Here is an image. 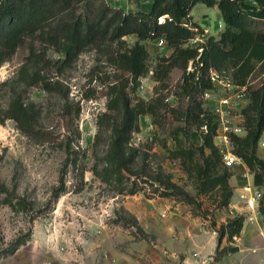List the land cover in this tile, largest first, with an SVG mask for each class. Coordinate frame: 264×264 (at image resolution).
Listing matches in <instances>:
<instances>
[{
  "label": "rangeland",
  "instance_id": "1",
  "mask_svg": "<svg viewBox=\"0 0 264 264\" xmlns=\"http://www.w3.org/2000/svg\"><path fill=\"white\" fill-rule=\"evenodd\" d=\"M105 1L125 11L143 8V2L137 0ZM190 14L202 25L203 41L212 33L218 37L224 29L217 5L197 2ZM189 24H193L190 17ZM135 37L126 34L122 38L132 43ZM30 41L28 38L0 65V115L5 113L14 91L21 92L24 102L36 110L37 125L49 134L46 138L33 137L21 131L10 117L0 121V264H236L223 258L215 260L220 257L217 253L215 259L203 260L188 248L191 236L196 235L193 228L203 230V217L210 213L206 207L218 196L215 192L196 194L194 177L188 175L179 158L169 153L177 145L199 144L201 136L197 123L183 113L188 98L179 94L182 69L173 67L162 82L154 79L157 58L169 54L168 45L144 40L149 70L140 76L137 89L130 95L157 98L158 109L154 116H139V130L132 133L130 141L139 151L133 169L149 177L169 174L173 182L194 196L195 202L190 203L172 195L178 208L146 199L144 191L163 186L158 181L151 185L152 178H137L143 189L126 196L116 192L114 182L101 180L91 170L97 161L102 165L99 157L110 139V124L118 119L105 106L108 85L115 81V74L121 73L108 61L114 43L89 46L65 67H60L57 60L63 54L50 46L47 56L54 63L44 73L59 83L57 89L48 91L40 84L25 86L17 81ZM34 43L41 47L38 39ZM199 43L192 38L186 42L191 46ZM222 67L230 69L228 65ZM263 77L264 66L257 62L246 81L255 87ZM62 169L65 189L54 198ZM151 209L158 210V216H146ZM189 210L193 218L198 217V223L185 221L183 214ZM22 238L25 242L8 253L7 249ZM245 261L264 264V252H251Z\"/></svg>",
  "mask_w": 264,
  "mask_h": 264
},
{
  "label": "trees",
  "instance_id": "2",
  "mask_svg": "<svg viewBox=\"0 0 264 264\" xmlns=\"http://www.w3.org/2000/svg\"><path fill=\"white\" fill-rule=\"evenodd\" d=\"M149 1L148 10L125 11L105 0H0V65L12 56L18 46L31 38L25 60L17 71V81L25 86L40 84L45 90L52 91L58 88L59 81L50 79L44 73V69L54 63L47 56L50 46L63 54V58L57 60L60 67H65L89 46L114 43V48L109 50L108 61L121 73L115 74V81L108 85L105 106L114 111L118 119L114 118L110 124V139L99 157L102 165L99 166L97 161L91 170L101 180L114 182L118 193L141 191L143 187L136 179L141 177L146 181L152 178L151 185L153 181H158L163 186H154L150 192L144 191L145 196L173 195L191 203L195 202L194 196L173 182L169 174L155 173L149 177L132 167L139 153L137 146L131 144L132 133L139 130V116L156 114L158 99H145L139 95L132 97L130 91L137 89L140 76L149 70V52L144 40L164 35L172 51L157 58L154 79L162 82L173 67L182 69L179 94L188 98L183 113L197 123L201 136L199 144L177 145L169 149V153L179 158L188 175L194 177L196 194H217L216 206L228 205L230 201L232 187L228 178L231 171L222 162L214 143L216 123L211 114L204 112L201 92L211 86L207 75L209 68H226L222 66L228 65L235 81L247 85L250 98L242 108L246 133L231 134V146L253 172L254 184L263 188L258 210L264 220V158L257 154V142L264 130V77L255 87H250L246 81L257 62L264 66V0ZM197 2L216 4L225 26L218 37L211 34L206 41L191 46L186 42L199 29L203 32L197 23L189 24L190 10ZM79 7L81 10H78ZM126 34L136 35L132 43L122 38ZM34 39L42 43L41 47H36ZM199 47L202 49L199 50ZM79 109L77 107L76 114ZM7 117L30 136L46 138L49 134L37 125L36 110L33 105L24 102L21 92L14 91L5 113L0 115V121ZM179 130L187 135L184 129ZM206 149H209L207 153ZM64 184L62 169L59 184L54 187V198L65 189ZM21 206L25 207L26 203L22 201ZM243 220L244 216L238 214L227 218L218 227H215L214 220L211 221L217 231L215 254L221 256L238 249L237 245L229 243L221 246V241L224 237L226 241H232L233 236L239 233ZM25 240L19 239L7 252H14Z\"/></svg>",
  "mask_w": 264,
  "mask_h": 264
},
{
  "label": "crops",
  "instance_id": "3",
  "mask_svg": "<svg viewBox=\"0 0 264 264\" xmlns=\"http://www.w3.org/2000/svg\"><path fill=\"white\" fill-rule=\"evenodd\" d=\"M137 1L143 2L142 3L143 8H138V9L148 10L150 8L149 0H137ZM190 19L191 21L199 24L198 22L194 21L193 16L191 14H190ZM205 28L208 29L207 27ZM168 47L170 53L172 51V48L169 45ZM257 154L264 158V145H257ZM228 168L231 171L228 180L232 187V194L230 197V201L228 205H223V206H216L215 204L207 205L206 208L207 210L210 211V213L205 214L203 217L206 226H202L203 230H199V231L193 228L194 229L193 231H195L193 232V234L196 235L191 236L190 244L188 248L189 251L194 250V252H197L199 254V258L203 260L204 258L215 259L214 255L217 246V231L211 225V221L214 220L215 227H218V225L222 222H225L227 218H231L238 214H242L244 216V220L239 233L233 236L232 241H226L225 237L221 241V246L229 243L232 245H237L238 249L232 252H226L215 260H219L220 258H223L226 262L229 261L230 263L245 264L246 263L245 256L247 254L251 252H256L261 254V252H264V220L257 206L250 207L246 205L244 199L240 197V194L245 192L243 189V185L254 184L253 172L250 171L249 167L242 159L238 163ZM137 192L132 194L127 193L126 196L134 195ZM146 199L151 200L152 202H157L161 205H164V203L174 204L173 207H176L177 204L176 200L171 196L155 195V196L147 197ZM161 208L159 206L158 209L161 210ZM135 214L136 216L140 217L137 212H135ZM212 214H213L212 216L213 219H211ZM155 215L158 216V210L151 209L146 212V216H148L149 218H152ZM183 218L185 219V221L188 220L190 222L192 221L195 223H198L199 221L198 217L193 218L191 216L190 210L187 213L183 214ZM181 235L184 234L182 233Z\"/></svg>",
  "mask_w": 264,
  "mask_h": 264
},
{
  "label": "built area",
  "instance_id": "4",
  "mask_svg": "<svg viewBox=\"0 0 264 264\" xmlns=\"http://www.w3.org/2000/svg\"><path fill=\"white\" fill-rule=\"evenodd\" d=\"M204 35V32L198 34L196 32L195 37L191 38L203 42ZM152 39L159 46L167 44L164 35ZM201 49L202 47H199V50ZM190 68L189 64L188 69ZM207 75L211 86L201 92L202 107L205 113L211 114L212 120L216 123L214 143L220 151L222 162L226 167H230L241 160L232 150L230 135L246 133L242 108L249 102V89L246 84L237 83L228 68L210 67ZM257 143L264 145V131L259 136ZM243 189L245 192L241 193L240 197L244 199L246 205L258 207L259 200L263 195L262 186L246 184L243 185ZM103 256L106 258L107 253L104 252Z\"/></svg>",
  "mask_w": 264,
  "mask_h": 264
}]
</instances>
